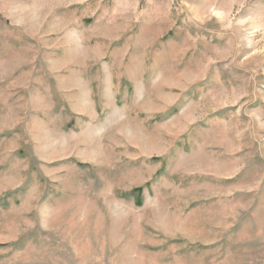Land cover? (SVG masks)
<instances>
[{
	"label": "rangeland",
	"instance_id": "1",
	"mask_svg": "<svg viewBox=\"0 0 264 264\" xmlns=\"http://www.w3.org/2000/svg\"><path fill=\"white\" fill-rule=\"evenodd\" d=\"M0 264H264V0H0Z\"/></svg>",
	"mask_w": 264,
	"mask_h": 264
}]
</instances>
